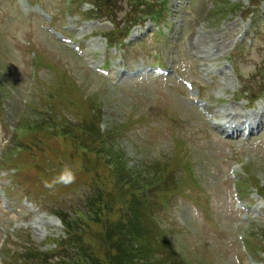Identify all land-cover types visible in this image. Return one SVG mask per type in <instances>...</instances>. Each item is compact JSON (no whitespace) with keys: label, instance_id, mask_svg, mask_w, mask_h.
<instances>
[{"label":"rangeland","instance_id":"1","mask_svg":"<svg viewBox=\"0 0 264 264\" xmlns=\"http://www.w3.org/2000/svg\"><path fill=\"white\" fill-rule=\"evenodd\" d=\"M16 1L0 0V142L3 139L7 142L0 149L3 162L0 184L9 192L8 204L21 211L8 213L0 203V248L10 232L4 250L0 251V261L3 258L6 264H39L37 260L25 259L29 249L24 247L33 241L40 242L42 250H46L47 236L63 238V224L55 216H49L52 207V213L62 214L87 248V260L96 258L97 264L108 263L107 245L115 238L106 240L118 230L121 219L127 215L132 218L130 208L136 218L130 221L129 230L139 236L138 244L144 243L158 262L252 264L241 252L239 243L242 234L252 233L254 252L264 264L259 244L264 235V196L257 190L264 188V135L235 141L210 132L203 119L199 122L193 118L196 115L193 107L183 101L187 94L184 88H172L178 85L173 78L145 76L140 80L119 81L93 74L86 59L99 62L104 53L99 48L105 40L103 36L90 38V34L95 29L109 31L112 23L84 21L79 15L59 16L58 25L67 28L65 36L77 40L85 52L88 49L97 53H86L80 58L46 32L47 23L37 13L39 10L34 12L32 6ZM41 1L58 13V0ZM109 1H114V7L110 6L114 11L111 19L117 20L119 28L126 29L124 21L130 14L131 1ZM256 1L170 0L169 12L164 13L161 22L164 34L158 39L156 35L150 36L144 44L135 45L137 50L132 46L123 54L134 67L156 61L153 56L156 49L167 68L177 69L187 80L199 81L204 87L212 76L201 73L197 56L206 55L204 67L221 74L213 81L216 85L207 90L205 87L204 93L213 98L214 106L219 101L230 102L239 90L264 84V11L256 9H261ZM22 3L26 4L23 0ZM241 15L246 17L244 22ZM247 21L248 33L243 40L240 37ZM249 65L255 70L245 74L242 68ZM59 72L63 73L67 87ZM75 85L79 86V93L71 89ZM52 98L55 112L35 122L27 120L30 129H19L18 137L13 135L20 119H37L31 114L33 104L39 106ZM56 98L60 101L56 102ZM244 105L241 99L235 106L241 111ZM91 106L102 109L101 129L111 134L106 140V150L110 149L112 158L122 154L126 164L121 167L125 169L111 167L109 163L103 167L96 160L91 141L84 143L87 152L82 147L79 136L83 131L70 128L81 127V119L87 113L79 116L78 112H92ZM217 111L221 113L218 115L233 114ZM180 133L187 142L181 162L174 145ZM181 135L179 138H183ZM11 148L15 152L5 159V152ZM189 162H194L196 171L197 181L192 184L186 171ZM158 164L164 166L165 174L160 172V176L168 171L172 173L173 185L181 180L179 191L169 187L164 178L156 177ZM15 165L19 170L13 169ZM64 165L73 169L76 181L46 188L45 181H51ZM236 166L240 167L236 173L243 188L239 179L236 182L230 175ZM139 179L154 180V184L146 191ZM98 192L102 198L98 196L96 202L92 201L96 209L88 208L85 201ZM236 192L249 206L245 213L234 202ZM140 194H148L153 205L161 204L155 211L156 221L147 209L140 210L136 200ZM73 216L76 226L71 220ZM18 232L29 241L19 238ZM47 264L73 263L54 258Z\"/></svg>","mask_w":264,"mask_h":264},{"label":"trees","instance_id":"2","mask_svg":"<svg viewBox=\"0 0 264 264\" xmlns=\"http://www.w3.org/2000/svg\"><path fill=\"white\" fill-rule=\"evenodd\" d=\"M120 163L122 165L124 162ZM123 169H125V166ZM66 226L69 229L71 228L69 223H66ZM107 233L111 235V231ZM111 237H114L115 241H110ZM138 237V235H134L130 230L124 233L116 231L113 235L109 236L106 240L110 241L107 245L108 255L105 256L107 264H165L162 261L158 262V260H155V254L150 253L144 243L143 246L142 244L139 245ZM68 240H70L68 247L74 246L76 250L75 255H73L75 260H77L75 264H97L96 258L87 260V248L84 247V244L77 235L74 236L72 232H69ZM25 259H28V256Z\"/></svg>","mask_w":264,"mask_h":264},{"label":"clouds","instance_id":"3","mask_svg":"<svg viewBox=\"0 0 264 264\" xmlns=\"http://www.w3.org/2000/svg\"><path fill=\"white\" fill-rule=\"evenodd\" d=\"M254 67L247 66L242 68V71L247 74L249 71H254ZM76 174L69 165H64L58 175L54 176L51 181H45L44 186L49 189L55 188L58 184L69 185L76 181Z\"/></svg>","mask_w":264,"mask_h":264},{"label":"bare ground","instance_id":"4","mask_svg":"<svg viewBox=\"0 0 264 264\" xmlns=\"http://www.w3.org/2000/svg\"><path fill=\"white\" fill-rule=\"evenodd\" d=\"M227 112H223V114H226ZM217 116H218V114H221V113H219L218 111L215 113ZM227 115V114H226ZM225 115V116H226ZM226 117H228V115L226 116ZM234 121V123H235V126H239L240 125V122L238 121H236V120H233Z\"/></svg>","mask_w":264,"mask_h":264}]
</instances>
